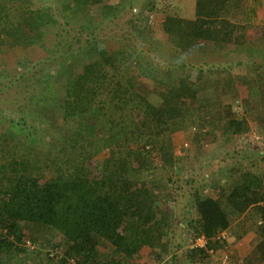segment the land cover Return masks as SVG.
<instances>
[{
    "label": "rangeland",
    "instance_id": "obj_1",
    "mask_svg": "<svg viewBox=\"0 0 264 264\" xmlns=\"http://www.w3.org/2000/svg\"><path fill=\"white\" fill-rule=\"evenodd\" d=\"M31 1L33 6L49 11L53 19L44 41L26 48L3 43L0 48V174L24 171L42 179L54 173L47 157H57L58 161L70 158L72 165L81 162L70 176H97L103 158L114 152V147H103L100 143L98 153L90 156L91 150L85 149L79 136L78 120L63 119L58 99L64 97L70 77L84 62L95 58L99 49H109L118 57L116 61L130 62L138 82L156 102L157 92L153 90L161 80L172 81L169 77L176 76L172 74L175 63L176 72L186 73L185 81L196 83L199 89L198 99L188 101L191 110H195L194 119L177 132L175 168L163 165L158 154L148 153L151 162L142 173L155 195L166 198L162 204L167 210L164 215L169 221V232L161 243L143 246L126 261L128 264H238L260 241L252 218L245 213L222 233L224 240L213 252L209 248V253L200 254L195 260L188 256L190 248L204 244L196 236L198 214L193 193L199 191L218 197L222 187L234 188L239 181L237 168L242 165L256 171L264 185V109L256 85L264 82L263 23H255L249 29L257 32L251 36L254 42L250 54L185 56L164 40L162 26L171 17L190 16L192 0H107L117 10L107 8L104 12L94 6L74 7L71 0ZM258 13H264V4ZM35 68L41 72L36 73ZM19 73L29 74L32 79L43 73L57 88L54 86V92L30 94L22 79L11 80ZM222 106L247 116L251 129L245 136L224 128V121L220 120ZM243 141L254 143L251 148L242 149ZM206 172L212 179L205 178ZM238 224L243 225V231L248 230L236 239ZM21 229L24 232L21 242L13 236L10 238L24 250L11 255L0 251V264H68L67 245L60 232L36 223H22ZM98 247L100 259L113 256L108 241H102ZM74 261L69 259L71 264Z\"/></svg>",
    "mask_w": 264,
    "mask_h": 264
},
{
    "label": "trees",
    "instance_id": "obj_2",
    "mask_svg": "<svg viewBox=\"0 0 264 264\" xmlns=\"http://www.w3.org/2000/svg\"><path fill=\"white\" fill-rule=\"evenodd\" d=\"M71 1L78 8L94 6L103 12L116 9L107 0ZM250 9L249 0H194L192 16L171 17L163 22V38L185 56L250 54L254 39L249 29L256 26L250 21ZM52 19L49 11L33 6L31 0H0V48L3 43L26 48L44 41ZM117 58L109 49H99L95 58L84 62L70 77L64 97L58 99L63 119L78 120V133L85 149L91 150L90 156L98 153L101 144L113 146L114 152L103 158L100 173L94 177L70 176L81 162L72 165L70 158L58 161L57 157H47L54 173L42 179L31 172H2L0 227L5 232L0 229V251L11 255L24 250L10 238L23 240L22 223H36L60 232L67 245L68 264L70 258L75 259L74 264H128L126 258L143 246L154 247L166 239L169 221L162 204L166 198L155 195L142 173L151 162L148 153L158 154L163 165L174 167L177 132L193 121L195 110L188 101L198 99L199 89L196 83L185 81L186 73L176 72L174 63L172 74L176 76L171 75L169 83L159 82L153 90L158 97L155 102L131 71L130 62H119ZM35 71L41 72L37 68ZM32 77L19 73L11 80L22 79L24 88L33 95L54 92L56 86L43 73ZM256 85L264 109V82ZM222 114L224 128L233 134L245 136L251 129L247 116L240 111L222 106ZM243 142L242 149L254 143ZM237 170L238 184L230 190L222 187L218 197L193 193L198 214L196 236L205 239L203 246L188 250L193 260L220 246L222 233L245 213L252 218L260 241L238 264H264V185L256 171L244 165ZM204 176L212 179L208 172ZM241 228L240 224L235 228L236 239L248 230ZM104 240L113 247V256L108 259L99 258L98 246Z\"/></svg>",
    "mask_w": 264,
    "mask_h": 264
},
{
    "label": "crops",
    "instance_id": "obj_3",
    "mask_svg": "<svg viewBox=\"0 0 264 264\" xmlns=\"http://www.w3.org/2000/svg\"><path fill=\"white\" fill-rule=\"evenodd\" d=\"M261 4H264V0H249V6L251 7L249 18H251L250 21L253 23H263L264 24V13L263 14L258 13ZM189 9L191 11L190 16H192L194 13V0H192ZM256 33H257L256 31L249 30L250 35H256Z\"/></svg>",
    "mask_w": 264,
    "mask_h": 264
},
{
    "label": "built area",
    "instance_id": "obj_4",
    "mask_svg": "<svg viewBox=\"0 0 264 264\" xmlns=\"http://www.w3.org/2000/svg\"><path fill=\"white\" fill-rule=\"evenodd\" d=\"M200 238H201V239L204 241V243H205V239H204V237L201 236ZM203 245H204V244H203Z\"/></svg>",
    "mask_w": 264,
    "mask_h": 264
}]
</instances>
